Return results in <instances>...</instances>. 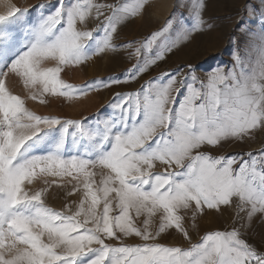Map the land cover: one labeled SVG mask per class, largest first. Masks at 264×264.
<instances>
[{
  "label": "snow or ice",
  "instance_id": "obj_1",
  "mask_svg": "<svg viewBox=\"0 0 264 264\" xmlns=\"http://www.w3.org/2000/svg\"><path fill=\"white\" fill-rule=\"evenodd\" d=\"M149 0H58L28 8L4 0L0 13V264H264V252L240 228L206 231L196 242L186 227L206 209L236 205L250 222L264 215V147L256 153L212 155L210 147L264 131V0L251 9L258 32L255 56L237 47L231 66L201 78L177 68L130 92L116 93L104 118L91 124L41 115L27 101L67 100L121 81L74 85L65 68L92 57L133 49L117 45L118 29L140 16ZM46 7L53 10L45 11ZM202 0L189 23L169 19L129 54L137 62L126 81L147 73L168 53L211 29ZM246 10H248L246 8ZM95 15L98 23L88 28ZM243 21H241L242 26ZM17 77L26 93L8 86ZM162 169V170H161ZM51 178V179H49ZM40 187H35L37 181ZM78 195L62 208L47 203L50 189ZM143 217L142 225L137 218ZM174 229L188 246L160 242ZM138 243H124L125 238ZM118 241V244L108 243Z\"/></svg>",
  "mask_w": 264,
  "mask_h": 264
},
{
  "label": "rangeland",
  "instance_id": "obj_2",
  "mask_svg": "<svg viewBox=\"0 0 264 264\" xmlns=\"http://www.w3.org/2000/svg\"><path fill=\"white\" fill-rule=\"evenodd\" d=\"M101 3H112L113 0H97ZM205 5L203 11L204 19L213 25L209 29L194 34L190 41L183 43L178 48L168 53L166 57L157 62L147 73L142 74L134 81H126L128 71L137 62V57L129 53L152 32L160 30L169 19L174 23H189L192 20L191 10L197 0H149L143 13L130 19L118 29L115 37L117 45L133 44V49L118 47L116 51L108 52L101 56L92 57L86 63L65 68L61 78L74 85H83L87 82L109 77H115L121 81L108 88H97L88 91L85 95L72 100L64 97L46 96V104L38 101L28 100L27 107L41 115H55L69 120H84L88 123L94 122L98 117L104 118L110 112L107 107L113 101L116 93H124L139 89L142 84L162 73L172 72L177 68L182 69V74L187 72L186 65L191 64L197 74L203 78L205 74L217 65L231 66L233 62L232 53L238 47L241 54L246 51L249 55L255 56L253 45L255 40L251 33L243 29H251L258 32L260 23L257 18L258 10L261 7L260 0H202ZM11 3L28 8L29 19L35 20L41 9L38 5L51 3L55 6L58 0H11ZM246 8L248 10H246ZM257 9V16L251 15V9ZM53 10L46 7L45 11ZM5 11L4 0H0V13ZM241 21H243L242 26ZM98 21L95 15L89 19L88 28H95ZM256 42V41H255ZM8 86L17 94L24 95L26 90L22 82L15 76L8 79ZM264 147V131H257L252 137L243 141L229 140L222 146L210 147L207 149L212 155H232L235 153H256ZM162 170V169H161ZM51 179V178H49ZM37 181L35 187L41 186ZM69 188L50 189L47 203L55 208H62L70 200H79L78 195L66 197L65 192ZM143 217L137 218V224L142 225ZM191 212L186 213V227L189 228L192 241L196 242L206 231L225 230L232 227L240 228L244 237L249 243L264 252V215L257 214L250 222L246 213L237 216L236 205L222 206L220 211L206 209L202 215L196 218L197 229L191 227ZM108 243L118 244V241L108 240ZM124 243H138V238H125ZM161 243L169 245L188 246L182 234L174 229L162 234Z\"/></svg>",
  "mask_w": 264,
  "mask_h": 264
},
{
  "label": "crops",
  "instance_id": "obj_3",
  "mask_svg": "<svg viewBox=\"0 0 264 264\" xmlns=\"http://www.w3.org/2000/svg\"><path fill=\"white\" fill-rule=\"evenodd\" d=\"M251 43H256V42L254 41V42H251Z\"/></svg>",
  "mask_w": 264,
  "mask_h": 264
}]
</instances>
